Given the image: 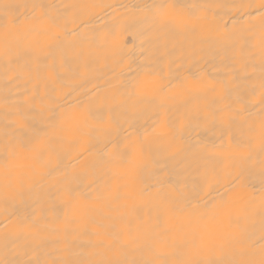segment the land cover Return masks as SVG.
<instances>
[{"label": "bare ground", "instance_id": "bare-ground-1", "mask_svg": "<svg viewBox=\"0 0 264 264\" xmlns=\"http://www.w3.org/2000/svg\"><path fill=\"white\" fill-rule=\"evenodd\" d=\"M36 0H0V150L17 128V113L30 117L36 110L30 106L40 101L66 103L81 101L95 107L104 105L105 116L111 106V116L122 130L131 131L129 124L144 127L151 124L155 112L146 105L135 109L131 102L121 103L122 90L118 79L123 70L121 61L103 47L97 37L114 23L129 26L136 38L127 37L126 52L137 61L151 58L170 65L175 71L187 73L207 69L216 77L215 92L208 96L193 97L187 109L224 103L237 96L251 100L252 112L259 110L260 61H253L244 72L235 71L239 63L225 59V46L241 39L240 29L256 26L260 18L249 5L258 6L260 0H40L55 5L63 13L59 44L49 51L47 38L29 37L18 47L17 37L23 33L22 23L13 27L8 21L32 16L30 5ZM181 3L191 7L194 19L202 28L206 39L190 35L174 39L160 33L147 19V5ZM27 6V7H26ZM68 6V7H65ZM252 13L251 16L248 14ZM244 21V25L241 24ZM63 55V60L61 56ZM55 57L54 75L50 68ZM235 77V78H234ZM255 91V96L249 95ZM178 101L168 104L169 116L176 117ZM113 139L118 137L113 136ZM173 143L177 147L191 146V152L157 151L146 148L147 167L143 175L151 178L161 194L178 196L186 208L230 214L243 233L244 243L259 245L264 236V203L260 199L258 175L253 181V194L239 187L233 188L232 177L246 165L239 158H227V144L223 148L218 133L210 124L205 128L196 119L186 126ZM258 155V146L256 149ZM103 144L87 136L75 142L54 146L53 155L42 164L50 174L38 178L32 189L24 193L23 202L16 207L21 216L27 215L35 228L22 233L15 245H5L0 239V261L39 259L50 262L103 261L110 258L95 247L97 233L120 216L127 217L141 185L124 170L102 162ZM185 179L173 191L168 183L176 174ZM231 173V175L229 174ZM74 190L70 203H62L59 193L65 188ZM119 192L117 200L106 199L108 192ZM154 192L152 196L154 197ZM152 197L145 196V200ZM5 205L0 197V233L15 230L16 225L6 220ZM142 220L151 223L152 212L144 208L139 212ZM179 219L170 226L180 227ZM130 253L128 258H135Z\"/></svg>", "mask_w": 264, "mask_h": 264}, {"label": "snow or ice", "instance_id": "snow-or-ice-1", "mask_svg": "<svg viewBox=\"0 0 264 264\" xmlns=\"http://www.w3.org/2000/svg\"><path fill=\"white\" fill-rule=\"evenodd\" d=\"M27 7V6H26ZM32 16L8 21L14 28L24 24L23 33L18 35V47L29 37L47 38L49 51L59 44L62 31L63 13L55 5H47L40 0L30 5ZM68 7V6H65ZM181 3H159L147 5V19L160 33L175 38L190 35L197 39L202 36V28L194 13ZM260 18L256 26L245 25L240 29L241 39L225 46V59L239 63L237 72H244L251 79L254 70L253 61H260V98L259 110L252 112L251 100L237 96L224 103L223 107L214 105L197 106L187 109V102L193 97L208 96L215 92L216 77L207 69H198L180 73L170 65L157 62L151 58L139 61L126 52L127 37L136 38L131 28L123 23H114L104 29L97 37L99 43L117 57L123 70L118 79L117 90H122L121 103L131 102L129 107L139 105L152 108L155 115L148 126L137 127L129 124L131 131L122 130L112 119L111 106L105 116L104 105L95 107L91 104L75 102L57 103L40 101L30 106L35 111L30 117L17 113L19 120L13 121L17 128L13 130L3 149L0 150V197L7 213L6 220L15 224V230L0 233L5 245H15L22 233L35 228L27 215L21 216L16 207L23 202L24 193L30 191L38 178L50 173L42 164L53 155L54 146L65 142H75L83 136L95 139L103 144L102 161L111 167L119 168L129 174L141 185L137 195L138 202L133 205L127 217L120 216L97 233L94 246L99 247L110 258L103 261L62 262V264H264V236L259 245L244 243L243 233L230 214L219 216L216 212L196 211L186 208L178 196L159 192L151 178L143 173L147 167L146 148L157 151L191 152L187 148L177 147L173 141L182 134L184 128L193 119L205 128L210 124L218 133L220 145L227 144V158H239L246 165L232 177L233 188L239 187L253 194L256 191L253 182L259 178L260 199L264 203V0L258 6L249 5ZM249 16L252 13L248 14ZM244 25V21H241ZM63 60V55L61 56ZM55 57L50 68L54 75ZM235 78V77H234ZM255 96V91L249 93ZM178 101L176 117L169 116L168 104ZM118 139H113V136ZM258 146V155L256 152ZM231 175V173H229ZM185 179L176 174L175 181L166 180L173 191ZM156 193L153 197L152 194ZM74 190L67 187L59 193L62 203H70ZM152 197L145 200L144 197ZM119 192H108L106 199L117 200ZM150 208L152 216L148 221L142 220L139 212ZM179 219L180 227L170 226ZM130 253H136L129 259ZM0 264H42L39 259L0 261ZM50 264H57L53 261Z\"/></svg>", "mask_w": 264, "mask_h": 264}]
</instances>
